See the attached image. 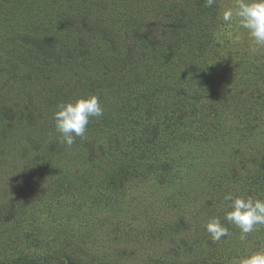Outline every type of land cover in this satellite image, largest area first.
Returning <instances> with one entry per match:
<instances>
[{
	"label": "rangeland",
	"instance_id": "rangeland-1",
	"mask_svg": "<svg viewBox=\"0 0 264 264\" xmlns=\"http://www.w3.org/2000/svg\"><path fill=\"white\" fill-rule=\"evenodd\" d=\"M235 3L0 0V264H238L264 250V226L241 240L240 229L224 220L230 210L227 193L264 199V48L252 52L246 30L222 21V12ZM63 7L68 15L60 14ZM171 7L191 28L189 34L199 38L186 41L174 59L160 51L161 33L169 35L162 25L171 21ZM81 14L93 20V31L81 28ZM56 28L75 70L94 80L90 94L80 91L85 87L81 79L59 81L60 90L52 85L26 93L20 74L9 75L29 65L20 54L28 51L23 39ZM229 31L238 32L241 41L228 39ZM136 32L146 35L145 48L134 45ZM106 34L115 45L110 60L99 67L81 64L86 58L98 60L91 45ZM182 73L198 93L190 102L169 101L176 105L171 119L182 116L184 129L158 122L148 107L147 137L174 135L116 187L104 184L107 163L128 131L89 133L80 148L68 147L55 130L53 114L58 105L74 101L72 90L79 98L96 95L104 111L118 110L128 95L133 100ZM215 93L235 104L240 100L243 107L218 114L213 126L206 120L200 129L206 115L213 118L215 106L202 107L196 100ZM139 131L130 130L131 136ZM81 174L87 178L75 181L73 175ZM211 217L220 218L227 237L211 239L205 228Z\"/></svg>",
	"mask_w": 264,
	"mask_h": 264
},
{
	"label": "trees",
	"instance_id": "trees-1",
	"mask_svg": "<svg viewBox=\"0 0 264 264\" xmlns=\"http://www.w3.org/2000/svg\"><path fill=\"white\" fill-rule=\"evenodd\" d=\"M212 7H214V5ZM169 10L171 14V21L168 22L166 19V23L162 25L166 32L169 31V35L164 37V31L161 33L160 44L162 50L160 51L162 55H166L168 59H174L173 57H176V54L181 56L182 52L180 50L186 41L195 43L199 42V38L196 33L189 34L191 28L186 27L182 20L175 15L173 7ZM60 14L68 15L65 7L61 9ZM81 16V28L93 31L92 24L90 23L93 20L89 19L87 14H81ZM184 33H186V37H184ZM33 34L34 35L29 34L23 39V42L25 43L23 48L28 49V51L24 52V49H22L20 52L23 59L24 56L27 57L25 60L29 61V65L23 64L19 70L12 71L9 74L10 76L15 73L20 74V84L27 88L25 92H29L31 89H34V87L38 91L39 88L47 91V89L52 85L59 86L58 90H60L61 84H57L59 81L70 79L71 82L77 83L81 79V81L85 83V87L83 88V91L81 87L80 91L83 93L85 92V94H90L91 92L88 90L92 88L91 83H93L94 80L90 79L88 82L84 78H81V73L83 71H76L73 61L67 58V44L61 37V29H51L48 32L40 30L39 33L36 30L33 31ZM135 34L139 36V41L134 45L145 48L146 35L141 34V32H136ZM107 36L108 35L106 34L105 38L101 41L99 39H95V45H91L94 46L92 50H94L95 58H98L101 62L98 63V60L86 58L81 62V64H98L99 67V64L102 62L110 60L115 45L111 39L107 38ZM109 43H111V45H109ZM46 71H48V73L46 74V79H44L43 73ZM9 80L10 78L8 81ZM48 80H50L52 84L46 85ZM156 84V86L149 88L144 95L138 97L134 96L133 100L128 99L131 97L130 95H128L129 97H125L127 100L122 103V109L109 111L105 110L103 111V115L101 117L90 118L85 135L75 138V142L72 146L79 145L80 148H83V145L85 144L84 137L89 133L92 135H95V133L98 132L109 133L117 128L123 129L125 132L128 131V135H126L125 138L119 142L120 145L118 151H115L110 155V157L113 158L109 161V163H107L110 173L104 179V181H106V183H104L105 186L112 185L116 187L120 181L129 178L131 174H134L138 166H145H142L141 164L148 162V156H151L152 158L153 155H157V149L160 146H164V148H166L169 141L172 139L174 133L166 135L161 134L156 136L154 139L150 136L147 137L149 134V128L148 131L145 129L147 120L145 113L148 112L149 108V111L154 114L153 118H156L158 122L163 120L171 126V128H180V131L184 129L185 119H183L182 116L175 120L171 119L170 115L174 116L173 114L176 112V105L171 106L169 101L172 100L173 103V101L176 100L175 98H179L182 101H192L193 98H195L193 93L198 94L193 81H190V77L188 75L182 73L174 78L164 79L163 82ZM99 88H101L100 82L95 85V90ZM58 90L55 89V91ZM1 93L2 91L0 90V97ZM68 93L71 95L73 100L79 98L78 95H72L74 94L73 90ZM198 98L199 100H196V103H201L202 107L215 106V110L212 111L213 118L212 116L206 115L202 123H200V129L204 128L207 124L206 120H208V125L213 126L215 124L214 121H217L218 114H221L224 111L235 112L243 107V104L241 105L242 101L238 100L235 104L234 101H232V98L230 99L228 96L222 97L220 93H215V95L211 94V97L209 98H203L202 96ZM182 105L189 108L191 106L188 104ZM178 111H183V108H179ZM189 116L192 117L191 115ZM135 123L138 124L137 127ZM190 124L192 125V123ZM138 127L141 128V131L137 133L136 137H132L130 130ZM139 135L142 136V138L139 137ZM180 137L182 136H178V138ZM78 157L88 159L87 156L81 154H79ZM164 165H162V169L165 168ZM159 169H161V167H159ZM151 170H155L154 165ZM75 175H73V177L77 182L87 178L84 174L79 176ZM70 176L71 175L69 174L65 176L66 183H69ZM18 189L19 186L17 185L15 190L18 191ZM11 191L14 190L11 188Z\"/></svg>",
	"mask_w": 264,
	"mask_h": 264
},
{
	"label": "clouds",
	"instance_id": "clouds-1",
	"mask_svg": "<svg viewBox=\"0 0 264 264\" xmlns=\"http://www.w3.org/2000/svg\"><path fill=\"white\" fill-rule=\"evenodd\" d=\"M215 0H206V7H212ZM223 22H235L239 28L246 30L252 42V52L264 48V0H236L233 7L226 8L221 15ZM226 37L235 43L241 41L238 32H226ZM103 108L96 95L77 98L58 105L53 114L54 127L62 137V142L71 147L76 137L85 135L90 118L101 117ZM229 201L230 210L225 212L224 220L240 229L241 240L249 233L264 226V199L251 197H233L229 192L224 197ZM206 231L213 241H219L229 235L228 228L218 217H211L205 224ZM238 264H264V250L242 257Z\"/></svg>",
	"mask_w": 264,
	"mask_h": 264
}]
</instances>
